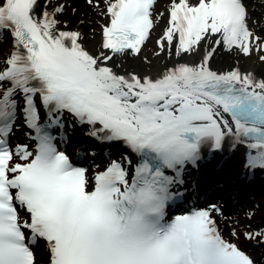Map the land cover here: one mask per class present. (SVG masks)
Instances as JSON below:
<instances>
[{
    "label": "snow or ice",
    "instance_id": "1",
    "mask_svg": "<svg viewBox=\"0 0 264 264\" xmlns=\"http://www.w3.org/2000/svg\"><path fill=\"white\" fill-rule=\"evenodd\" d=\"M85 2L95 50L91 20L61 19L66 2L0 0V264H264L249 252L264 225L226 237L222 206L186 180L225 150L264 171V71L240 59L264 64V24L249 26L264 0H169L155 72L126 61L164 16L158 0ZM76 128L117 150L103 168L67 152Z\"/></svg>",
    "mask_w": 264,
    "mask_h": 264
},
{
    "label": "bare ground",
    "instance_id": "2",
    "mask_svg": "<svg viewBox=\"0 0 264 264\" xmlns=\"http://www.w3.org/2000/svg\"><path fill=\"white\" fill-rule=\"evenodd\" d=\"M62 2H66L68 6H67L63 16L61 17V19L67 21L68 17H71L73 21H67V22L73 28H76L79 26L80 16H81V19H83L85 21L91 20V22H92L91 25L86 24L80 28V30L85 32V33H89L91 31L95 22L99 23L101 21V18L96 14L98 10H93L92 8H90L89 5L85 2V0H62ZM74 8L76 9L75 12H73ZM66 13H68L69 15H65ZM263 24H264V22H263ZM159 29H160V25L158 24L157 27L154 29V31L156 30L154 34L157 36H159ZM95 37L100 39V36L98 33L95 35ZM92 42H93L92 39L87 41V46L90 49L95 50L96 46L94 47ZM146 57L149 61L147 64L143 63V59L145 58L143 56H140L138 58L129 57V60L126 62H129L131 67L134 69H138L140 71H149L150 70L152 72H155V70L158 66H162L166 62L165 57L160 58V60H158L157 58H159V57H157L154 54H152L150 56L148 55ZM137 59H139V60H137ZM240 59L242 61V64H241L242 69H251V70H255L257 72L264 71L263 69L258 68L256 66L255 67H249L246 63L245 57H241ZM238 151L244 152L243 149H240ZM234 158H237V155H235ZM224 159H226V158H224ZM224 159H222V160H224ZM234 164H235V162L234 163H228L227 168H223L221 170V174L222 173H224V174L229 173L233 169ZM213 180H217V179H213ZM208 186L209 185H207L205 189H207ZM259 189L257 191L258 193L256 192L257 194L255 193V191L252 192V194L253 195L256 194V196H252L247 202H245V205H244L245 208L241 211V214H244V216H245V217H243V220H246V219L249 220L248 217H249V214H251V211L257 209L264 202V184L260 185ZM226 191L229 195L228 196L229 198H230V194L236 195V196L240 195V190H238L237 192H231V189L230 190L227 189ZM259 192H262V195ZM253 198H255V199H253ZM251 199H253V200L251 201ZM260 218H258L257 222L263 223L264 218L263 219H262V217H260ZM220 227H221V229L224 230V235L226 237L229 235V231L231 230V228H233V226L230 224L229 221L222 222ZM240 243H241V245L244 246L245 244H249L251 242H246V241L241 240ZM37 259L41 261V264H43V259H44L43 253L37 252Z\"/></svg>",
    "mask_w": 264,
    "mask_h": 264
},
{
    "label": "rangeland",
    "instance_id": "3",
    "mask_svg": "<svg viewBox=\"0 0 264 264\" xmlns=\"http://www.w3.org/2000/svg\"><path fill=\"white\" fill-rule=\"evenodd\" d=\"M168 3H169V0H159L157 2V10L155 11V15L158 16L160 12L165 13L164 16L159 19V23H158L160 25L159 36L161 35L163 28L165 27V19H166L165 8H166ZM65 15H69V14L66 13ZM80 20H81V16H80L79 21ZM67 21H73V20L71 17H68ZM263 22H264V13H260L259 15L253 14L252 19L249 20V26H250V28L255 29V28H257V25H261V24H263ZM92 28H95L96 32L99 34V30H100L99 29V23L95 22ZM257 34L258 35H264V29L258 31ZM159 36L153 34V38H151V40H149L150 42L149 43L147 42L146 45L144 46V48L142 49L141 56L146 57V56H148V55L150 56L152 54L155 55V52L158 51L156 41L159 38ZM92 41H93L92 44L95 47L99 41V38L95 37L94 39H92ZM163 57H165L164 54H161L159 56V58H157V59L160 60V58H163ZM245 59H246L247 65L249 67H255L256 66V67L264 70V64H261L255 55L252 57H247ZM137 60H139V59H137ZM248 190H250V189H248ZM243 217H245V216H244V214H241V213L234 216L233 220L230 221V224L233 227H240L242 230H243V227L246 225H252L254 228L264 225V222L263 223L257 222L258 218L264 217V202L257 209L251 211V219H249V220L246 219L247 220L246 221V220H243ZM218 220L220 221L219 217H218ZM237 221L239 222L238 225L235 223Z\"/></svg>",
    "mask_w": 264,
    "mask_h": 264
}]
</instances>
